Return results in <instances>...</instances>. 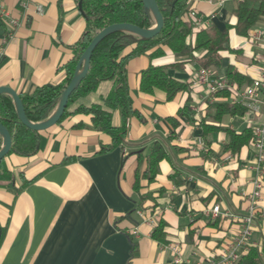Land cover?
Returning a JSON list of instances; mask_svg holds the SVG:
<instances>
[{"label": "crops", "instance_id": "obj_1", "mask_svg": "<svg viewBox=\"0 0 264 264\" xmlns=\"http://www.w3.org/2000/svg\"><path fill=\"white\" fill-rule=\"evenodd\" d=\"M0 2L16 21L11 25L0 17V86L11 87L20 95L62 82L64 65L73 58L71 46L85 26L76 0ZM187 3L202 19L199 27L191 25L193 35L212 26L223 30L236 21L237 1ZM263 23H257L249 36ZM228 35V49L218 52L220 63L208 67L215 77L225 78L231 89L209 94L194 83V74L202 66L200 58L207 52L176 56L160 44L126 63L135 113L127 118L121 146L100 153L111 137L92 127L91 114L77 111L102 103L113 85L104 80L94 91L72 101L60 122L40 131L36 154L5 157L14 182L0 186V225L5 228L0 264H175L170 243L178 245L186 263L212 264L220 259L240 229L252 190L251 141L232 151L230 134L242 135L262 118L259 112L234 102L233 96L257 76L256 57L263 48L233 29ZM157 47L162 54L150 57ZM150 64L167 66V74L186 82L188 90L177 92L170 100L158 88L151 93L140 91V72ZM228 66L248 82L239 84L227 77ZM224 92L228 97L222 96ZM186 101L188 116L180 112ZM222 101L247 110L213 121L208 107ZM168 118H174L177 125L172 126ZM202 119L219 129L202 133L198 124ZM122 122L119 110H112V126L120 127ZM155 143L161 144L167 156L160 160L155 179L135 192L136 169H144L143 161ZM172 173L179 183L170 179ZM216 204L219 213L213 216L211 208ZM258 204L264 208V188ZM160 221L165 224L162 242L152 237ZM249 242L264 260V217L255 221ZM246 252L244 246L238 247L240 256Z\"/></svg>", "mask_w": 264, "mask_h": 264}, {"label": "trees", "instance_id": "obj_2", "mask_svg": "<svg viewBox=\"0 0 264 264\" xmlns=\"http://www.w3.org/2000/svg\"><path fill=\"white\" fill-rule=\"evenodd\" d=\"M80 4V13L84 18L85 26L81 37L71 46L73 58L64 65L66 76L58 84H44L38 86L30 94H20L26 116L33 122H40L49 117L55 109L61 91L69 82L77 61L91 38L103 27L115 22H130L141 27H151L154 20L144 8L141 0H76ZM163 16V26L160 32L150 39H140L139 36L125 31L113 32L104 37L94 48L86 75L70 94L67 106L58 122L67 115L69 104L76 98L85 96L94 91L100 81H112L113 85L108 94L102 99L101 104L89 107H80L77 111L91 114L92 127L104 132L111 137V143L101 146L99 152H107L121 146L126 135L127 118L135 113L132 108L126 81V63L136 55L145 53L157 45H166L176 56H193L194 52H207L200 58L202 66H214L220 63V50L228 49L229 29L236 35L248 38L250 30L259 22H264V0H243L234 9L236 21L233 25L226 26L223 30L215 27L201 29L194 33L189 20L190 7L187 0H156ZM79 6V5H78ZM193 35V38L190 39ZM127 52L124 53L125 50ZM162 50L157 47L149 56L161 55ZM167 66L152 65L140 72L139 90L151 93L154 88L161 89L166 94V99H172L177 92L187 91L188 84L174 79L167 74ZM227 77L239 84L245 82V77L228 66ZM250 84V82H249ZM228 97V93H222ZM118 109L122 115V125L114 127L111 124L112 110ZM208 114L213 121H218L222 115H242L247 110L245 107L229 101L214 102L208 107ZM185 116L189 115V105L186 103L180 108ZM172 126L177 125L174 118H168ZM0 122L11 133V147L6 154L29 157L39 149L40 131L32 130L23 125L17 115L12 98L7 94H0ZM57 122V123H58ZM202 133L207 129L217 130L218 126L205 123L204 119L198 122ZM252 130L247 129L242 135L230 134L229 147L235 151L240 144L252 140ZM2 138L0 136V145ZM166 153L159 143H155L152 151L146 156L145 167L142 171L136 169L133 189L138 192L141 188L151 183L159 173V162L166 158ZM5 157L0 162V186L9 187L14 182V174L7 167ZM142 162V161H138ZM170 179L179 183L176 173L169 175ZM145 182L143 184L142 182ZM164 222L160 221L152 232V237L159 242L163 241ZM5 228L0 225V244ZM190 264V263H180ZM236 264H264L256 247L251 246Z\"/></svg>", "mask_w": 264, "mask_h": 264}, {"label": "built area", "instance_id": "obj_3", "mask_svg": "<svg viewBox=\"0 0 264 264\" xmlns=\"http://www.w3.org/2000/svg\"><path fill=\"white\" fill-rule=\"evenodd\" d=\"M211 4L221 5L226 0H207ZM243 1V0H233ZM0 17L6 19L11 25H16V21L9 15L8 10L0 2ZM190 23L197 28L202 25V19L197 15L195 9L189 12ZM249 40L261 44L263 52L256 57L258 63V73L247 86L240 91H235L233 100L244 104L250 110L259 112L262 118L252 127L251 146L253 149L254 163L252 166L253 176L251 178L252 190L248 196V207L245 215L240 217V229L233 238L232 243L228 245L225 251L220 253L218 261H212V264H234L241 257L238 253V247L244 246L248 250L252 245L249 242V237L252 232V227L258 217H264V208L259 206V201L264 188V23L255 27ZM3 54V48L0 46V60ZM195 84L203 86L209 94L231 89V84L223 77H215L213 70L208 66L199 67L195 74ZM198 144L204 148L203 141L198 139ZM213 216L219 213V205H214L211 208ZM226 214V213H225ZM169 249L174 253V263L180 264L183 262L178 245L170 243Z\"/></svg>", "mask_w": 264, "mask_h": 264}, {"label": "water", "instance_id": "obj_4", "mask_svg": "<svg viewBox=\"0 0 264 264\" xmlns=\"http://www.w3.org/2000/svg\"><path fill=\"white\" fill-rule=\"evenodd\" d=\"M144 8L151 14L154 24L151 27H141L137 24L130 22H115L103 27L98 31L89 41L82 54L80 55L75 70L64 89L61 91L58 102L53 112L43 121L33 122L26 116L24 106L20 95L11 87L0 86V94H7L12 98L13 105L16 111V115L19 121L26 127L36 130L43 131L51 126L55 125L61 118L68 102V98L73 90L78 86L82 78L86 75L92 52L99 42L107 35L117 32L125 31L131 34H135L140 39H150L156 36L163 26V16L158 7L156 0H141ZM80 9V4H78ZM0 136L2 143L0 145V162L9 152L11 147V133L10 131L0 122Z\"/></svg>", "mask_w": 264, "mask_h": 264}]
</instances>
